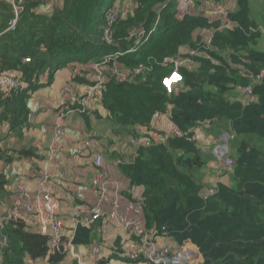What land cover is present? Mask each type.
I'll return each instance as SVG.
<instances>
[{
    "label": "trees",
    "instance_id": "trees-1",
    "mask_svg": "<svg viewBox=\"0 0 264 264\" xmlns=\"http://www.w3.org/2000/svg\"><path fill=\"white\" fill-rule=\"evenodd\" d=\"M108 1L62 0L52 13L39 14L38 1L25 0L15 32H5L11 4L0 7V69L19 72L27 87L0 99V117L13 132L20 131L28 115V92L42 86L40 75L48 74L47 85L55 71L69 64L98 62L136 48L117 58L118 65L149 70L132 83L110 77L103 91L102 105L114 134L133 137V127H148L168 107L171 123L182 134L140 146L132 163L118 165L132 186L143 188L145 227L178 248L194 246L202 259L199 264H264V51L257 47L262 32L252 17L251 1L234 0L228 19L235 26L218 30L219 22L210 23L201 14L177 17L176 0H130L131 10L118 14L107 45L102 27L118 0L103 12ZM194 1L200 5L208 0ZM260 3L264 16V0ZM155 23L154 32L135 47V34L150 31ZM200 29L213 30L211 48L198 46L195 35ZM185 46L202 55L191 58L195 70L179 68L182 88L167 94L161 86L169 69L163 60L177 57ZM246 87L253 102L229 100L231 92ZM206 121L231 135L235 151L226 158L232 162L231 186L219 183L209 196L202 195L196 176L205 166L204 155L190 139L191 130ZM0 158L10 161L1 153ZM6 186L0 176V200ZM2 235L6 248L1 264H25L26 258L60 264L65 259L63 253L49 250L46 235L29 231L20 221L6 225ZM91 241L92 228L78 225L72 244L86 246Z\"/></svg>",
    "mask_w": 264,
    "mask_h": 264
},
{
    "label": "crops",
    "instance_id": "crops-1",
    "mask_svg": "<svg viewBox=\"0 0 264 264\" xmlns=\"http://www.w3.org/2000/svg\"><path fill=\"white\" fill-rule=\"evenodd\" d=\"M213 1L215 0H208L205 3L209 4ZM231 1L229 12H233L236 6L235 1ZM54 5L56 4H39L35 11L39 14H50ZM188 48L182 47L178 56L182 57ZM88 75H91L90 63H73L55 71L47 85L48 74L40 75L38 83L42 86L28 92L26 102L28 115L26 124L20 131L16 129L17 132H13L9 128L7 119L4 116L0 117V153L5 155V159L10 158L9 162L0 158V176L7 182L6 195L0 200V214L11 207L18 194L20 183L26 184L29 190L34 192L36 178L46 175L50 178L49 189L57 206V212L63 218V235L67 241L73 238L77 220L82 219L84 210L94 206L95 196L91 179L95 174L93 164L95 155L98 153L102 155L103 169L108 179L119 185L123 197L121 211L124 212L125 202L140 200L143 188L132 186L120 173L118 165L132 163L137 147L145 146L152 141L153 138L145 137L149 135V130L154 131L157 137L170 134L176 129L170 121V107H168L164 113L157 114L148 127H133L135 136H118L113 132L107 110L101 105L87 115L77 113L66 115L61 121L64 135L55 140L59 110L64 104L81 95L88 81ZM25 87L26 84L22 83L21 88ZM181 88L182 85L178 86L177 90ZM65 89L68 90L66 95L63 93ZM230 96V101L237 100L244 104L245 97L238 89L231 92ZM204 137L207 149L211 147L212 149L207 153L203 152L210 157H207L205 166L200 171V179L203 183L214 185L208 191V195H211L217 184H228L223 182L225 178L221 177L222 161L230 155H235V151L230 144L231 135L219 129L217 123H210ZM88 139L95 143V147L83 146L84 141ZM224 139L228 140L229 145L227 144V150L222 152ZM131 140L134 142L132 143ZM26 152L30 154L26 155ZM204 191L205 189L202 195ZM122 238L124 233L113 223L99 220L93 224L91 243L86 246L74 245L73 253L80 257L81 264H132L116 255L121 247ZM158 242L171 249L178 248L171 240L164 237H159ZM94 247L98 248L97 253L92 251ZM25 264H46V261L31 262L26 258ZM60 264L79 263L71 254H66Z\"/></svg>",
    "mask_w": 264,
    "mask_h": 264
},
{
    "label": "built area",
    "instance_id": "built-area-1",
    "mask_svg": "<svg viewBox=\"0 0 264 264\" xmlns=\"http://www.w3.org/2000/svg\"><path fill=\"white\" fill-rule=\"evenodd\" d=\"M187 2L188 0H179ZM25 0H12L10 18L7 21L5 32H15L20 13L23 10ZM189 7L188 3H186ZM179 6V5H178ZM36 9V8H35ZM188 8H183L178 11V14H184ZM219 9V8H218ZM184 10V11H183ZM183 11V12H182ZM36 12V11H35ZM120 12L117 9H110L106 14L105 24L102 27L104 42L107 45L111 44L110 29L114 24ZM229 10L226 9L223 13V20L212 21L219 22L218 30L231 29L235 26L233 22L228 19ZM183 14V15H184ZM209 19V18H208ZM156 23L151 30L140 31L135 34V47L140 44L141 40H146L152 32H154ZM212 29H200L198 31V46L202 48H211L213 37ZM136 51V48H131L127 51H116L110 55L104 56L98 62L90 63L91 75L87 76V82L84 90L78 98L71 100L64 104L58 113V124L55 128V140H58L64 135V130L61 121L63 118L71 113L87 115L97 107L102 105V95L110 77H115L118 82L132 83L135 76L141 75L148 71L149 68L137 67L132 69L122 70L118 67L117 58L124 54H129ZM182 57L165 58L163 66L171 65V68L161 77V86L167 94L177 93V87L182 85L183 78L179 68L184 67L188 70H195L196 63L191 60L192 57L202 55L195 49L188 48ZM25 63L29 59H24ZM173 72H177L181 76L179 82H173L172 91L169 93L163 86L162 80L170 77ZM22 87L20 73L14 70L0 69V99L8 97L17 88ZM245 97L244 103H251L254 97L251 95V88L246 87L241 90ZM64 95L68 90H63ZM1 112V111H0ZM210 122L206 121L198 124L191 130V140L199 147L203 146L206 141L204 137L205 130L209 128ZM182 134L175 129L170 134L164 136H157L152 139L150 143H163L168 136H181ZM133 143L134 140H131ZM83 146L95 147V143L88 139L84 141ZM140 147V146H138ZM137 147V148H138ZM95 167V174L91 179V186L94 190L95 202L94 206L85 209L81 220H77V226L92 228L97 221H104L113 223L118 229L124 233V238L121 239V247L117 252V256L132 264H199L200 255L198 250L186 244L176 249H171L166 245L158 242V236L155 230L147 229L142 213V198L135 202H125L122 210V194L119 185L111 182L106 172L103 169V157L101 154H96L93 160ZM224 166L230 169L232 162L225 158ZM50 178L43 175L36 178L35 191L31 192L28 186L20 183L18 186V194L14 199L11 207L3 214H0V257L2 251L6 247V238L2 235L5 226L11 222L20 221L26 225L28 229L41 235H46L49 238V250L51 252H59L71 254L76 262L81 264V259L78 255L73 253L72 239L66 240L63 235V218L57 212V206L54 202L52 194L49 189ZM211 193V192H210ZM209 196V195H208ZM93 252L97 253L98 248L94 247Z\"/></svg>",
    "mask_w": 264,
    "mask_h": 264
},
{
    "label": "rangeland",
    "instance_id": "rangeland-1",
    "mask_svg": "<svg viewBox=\"0 0 264 264\" xmlns=\"http://www.w3.org/2000/svg\"><path fill=\"white\" fill-rule=\"evenodd\" d=\"M11 1L12 0H0V7H4L5 5H7V3L11 4ZM39 4H42V5H49L50 3H53V4H56L53 6L54 7H57L59 5H61V2L62 0H37ZM112 1L113 0H109L106 5L104 6V9H103V12H105L106 10L109 9V7L111 6L112 4ZM177 1V10L179 11L180 9L182 10L183 7L185 8H188L184 14V10L182 11L184 15L186 14H190V15H194V14H201L207 18H209V20H212V21H220V20H223V13L226 9L230 10L231 9V3L232 1L231 0H215L209 4H206L205 2L201 3L200 5H197L195 3L194 0H188L187 2H183V7H180V3H179V0H176ZM251 1V14H252V17L254 18V20L259 24V26L261 27L260 30L262 32V35L260 36L259 38V42H258V49H261L262 51H264V20L262 18H264V16H260V12L262 10V3H260V0L257 1V0H250ZM189 5V7L187 6V4ZM205 3V4H204ZM179 5V6H178ZM113 7L115 9H117L119 12H122L124 14H128V12L131 10L132 8V5L130 3V0H118L116 1V3L113 5ZM112 8V9H114ZM219 8V9H218ZM177 11V13H178ZM177 17H183V16H179L178 14H176ZM221 22V21H220ZM196 37H198V35H196ZM102 60V59H100ZM118 67L122 70H125V68L123 69L121 67V65H118ZM167 68H171V65H168ZM244 99V98H243ZM152 133V134H150ZM148 134L149 135H146L145 137H150V138H155L156 137V134L154 133V131L151 132V130L148 131ZM155 134V135H154ZM123 136V135H122ZM228 141V140H227ZM224 142L222 143L223 144H228V142ZM230 144L232 145V143L230 142ZM200 150L203 152H206L207 151H211L212 147L207 149V146L206 144H204L203 146H200L199 147ZM227 150V149H226ZM203 157H204V161L206 163V159L207 157L209 158L210 156H206L204 153H203ZM211 161V160H209ZM208 161V162H209ZM222 167H223V170L220 171L221 173V177L225 178L223 180V182H227L228 186H231V176L233 174V171H232V167L230 169H226V167L224 166V163H225V159H223L222 161ZM200 174L201 172H197L196 176H198V181L201 182V184L203 185V190L205 189V191L203 192V196H208L209 194V190H211V188L214 187V185H209L206 184V183H203V181H201L202 179H200ZM206 177V175H204Z\"/></svg>",
    "mask_w": 264,
    "mask_h": 264
},
{
    "label": "clouds",
    "instance_id": "clouds-1",
    "mask_svg": "<svg viewBox=\"0 0 264 264\" xmlns=\"http://www.w3.org/2000/svg\"><path fill=\"white\" fill-rule=\"evenodd\" d=\"M181 76L177 72H173L170 77H166L162 80L164 88L170 93L172 91L173 82H179Z\"/></svg>",
    "mask_w": 264,
    "mask_h": 264
},
{
    "label": "water",
    "instance_id": "water-1",
    "mask_svg": "<svg viewBox=\"0 0 264 264\" xmlns=\"http://www.w3.org/2000/svg\"><path fill=\"white\" fill-rule=\"evenodd\" d=\"M178 14V13H177ZM179 16H184L183 14H178ZM224 141L226 142L227 141V139H224ZM226 144H224V145H222V147H221V150H222V152H224V151H226Z\"/></svg>",
    "mask_w": 264,
    "mask_h": 264
},
{
    "label": "bare ground",
    "instance_id": "bare-ground-1",
    "mask_svg": "<svg viewBox=\"0 0 264 264\" xmlns=\"http://www.w3.org/2000/svg\"><path fill=\"white\" fill-rule=\"evenodd\" d=\"M180 2H181V3H180V7H183L182 5H183V2H184V1H180ZM263 32H264V31H263ZM5 248H6V247H5Z\"/></svg>",
    "mask_w": 264,
    "mask_h": 264
}]
</instances>
